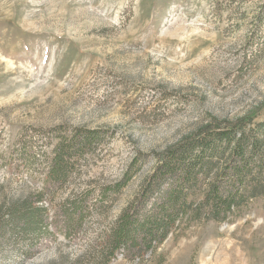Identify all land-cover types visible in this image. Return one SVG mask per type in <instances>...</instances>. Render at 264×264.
Instances as JSON below:
<instances>
[{
  "label": "rangeland",
  "instance_id": "1",
  "mask_svg": "<svg viewBox=\"0 0 264 264\" xmlns=\"http://www.w3.org/2000/svg\"><path fill=\"white\" fill-rule=\"evenodd\" d=\"M255 110L263 121L264 0H0V208L45 207L38 235L0 234V264H99L152 152ZM78 128L103 138L63 185L46 184L58 133ZM139 153L148 161L107 203ZM82 193L66 234L61 204ZM108 264H264L263 200L224 222L186 217L155 251Z\"/></svg>",
  "mask_w": 264,
  "mask_h": 264
},
{
  "label": "trees",
  "instance_id": "2",
  "mask_svg": "<svg viewBox=\"0 0 264 264\" xmlns=\"http://www.w3.org/2000/svg\"><path fill=\"white\" fill-rule=\"evenodd\" d=\"M258 111L233 120L201 125L178 143L152 152L156 161L138 192L103 232L99 264H108L119 251L141 258L155 251L184 218L228 221L254 199L264 208V120ZM47 162L46 184L61 186L78 159L90 154L103 138L100 130L74 129L58 133ZM147 156L137 154L122 177L106 187L103 199L113 202L142 169ZM85 194L61 204L63 230H76L87 210ZM38 201L41 199L37 197ZM45 207L28 199L0 208V234L35 236L41 232Z\"/></svg>",
  "mask_w": 264,
  "mask_h": 264
}]
</instances>
